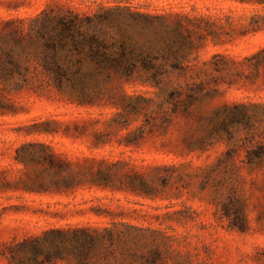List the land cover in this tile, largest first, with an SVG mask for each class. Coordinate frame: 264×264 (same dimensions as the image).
Masks as SVG:
<instances>
[{"label": "rangeland", "instance_id": "obj_1", "mask_svg": "<svg viewBox=\"0 0 264 264\" xmlns=\"http://www.w3.org/2000/svg\"><path fill=\"white\" fill-rule=\"evenodd\" d=\"M71 1L83 13L87 6L128 4ZM130 5L165 13L192 35L186 69L159 87L98 84L58 92L32 84L9 91L14 111L0 116V167L11 165L9 179L21 173L6 154L31 139L116 166L110 188H92L84 199L0 193V264H29L9 245L5 227L19 240L38 223L56 224L51 212L59 224L115 225L123 241L111 251V264H140L144 257L152 264H264V1ZM170 93L177 94L173 100ZM135 101L136 113L121 107ZM15 250L18 261L10 259Z\"/></svg>", "mask_w": 264, "mask_h": 264}, {"label": "trees", "instance_id": "obj_2", "mask_svg": "<svg viewBox=\"0 0 264 264\" xmlns=\"http://www.w3.org/2000/svg\"><path fill=\"white\" fill-rule=\"evenodd\" d=\"M134 1L107 8L87 6L83 13L70 8L71 0H0V116L13 113L7 96L21 85L50 86L58 92L66 88L82 92L87 85L98 84L159 87L172 72L185 70L192 35L179 21L172 26L165 13L130 5ZM175 95L168 97L173 100ZM180 98L194 100L191 93H182ZM137 101L121 107L136 113ZM183 111L174 104V113ZM16 145L5 159L20 165L21 175L9 179L5 171L11 165L0 167L2 195L84 199L92 188L111 186L116 163L89 161L84 153L48 140ZM42 204L46 203L38 206ZM47 216L57 223L47 227L38 223L34 232L19 240L15 229L5 227L12 234L9 245L23 252L22 261L52 264L72 259L76 264H111V251L123 241L115 225L59 224L57 212ZM10 259L18 261L16 250ZM148 262L144 257L140 264H152Z\"/></svg>", "mask_w": 264, "mask_h": 264}]
</instances>
